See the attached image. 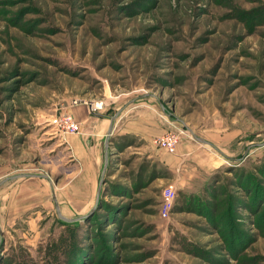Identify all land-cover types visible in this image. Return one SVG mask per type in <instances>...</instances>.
Returning <instances> with one entry per match:
<instances>
[{"label": "rangeland", "instance_id": "rangeland-1", "mask_svg": "<svg viewBox=\"0 0 264 264\" xmlns=\"http://www.w3.org/2000/svg\"><path fill=\"white\" fill-rule=\"evenodd\" d=\"M138 99L193 143L185 171L114 150L63 215L46 133ZM0 264H264V0H0Z\"/></svg>", "mask_w": 264, "mask_h": 264}, {"label": "crops", "instance_id": "crops-1", "mask_svg": "<svg viewBox=\"0 0 264 264\" xmlns=\"http://www.w3.org/2000/svg\"><path fill=\"white\" fill-rule=\"evenodd\" d=\"M140 100L142 99L130 101L126 107H112L115 112L109 114H91L85 104L70 106L66 112L78 123L80 132L59 135L45 132L48 141L58 137L54 145L59 148L60 168L63 173L59 176L57 200L58 210L63 215L69 216L72 213L69 207L67 210L70 213L63 209V202L81 201L78 203L82 204L92 196L98 198L100 179L109 166L108 155H115L114 150L120 155L133 148L135 153L157 162L161 167L165 166L169 171H185L184 157L190 154L193 143L187 137L181 136L174 153L163 152L158 148L155 140L162 137L167 129L176 128L175 124L171 117L164 118L159 115L154 105L140 103ZM146 100L150 102L149 99ZM118 138L131 140L132 143L120 148L114 141ZM210 155L212 158L206 164V171L217 170L221 163L217 156Z\"/></svg>", "mask_w": 264, "mask_h": 264}, {"label": "built area", "instance_id": "built-area-1", "mask_svg": "<svg viewBox=\"0 0 264 264\" xmlns=\"http://www.w3.org/2000/svg\"><path fill=\"white\" fill-rule=\"evenodd\" d=\"M97 105H95L96 109ZM59 127L61 128L62 132L65 134H77L80 132V127L77 122L72 118V116H64V118L59 123ZM155 144L163 148L168 153H174L177 144V136L173 133H166L164 136L155 140ZM163 203L161 206V210L164 213H167L171 210L174 192L171 189H166L163 193Z\"/></svg>", "mask_w": 264, "mask_h": 264}, {"label": "water", "instance_id": "water-1", "mask_svg": "<svg viewBox=\"0 0 264 264\" xmlns=\"http://www.w3.org/2000/svg\"><path fill=\"white\" fill-rule=\"evenodd\" d=\"M99 194V193H98Z\"/></svg>", "mask_w": 264, "mask_h": 264}]
</instances>
